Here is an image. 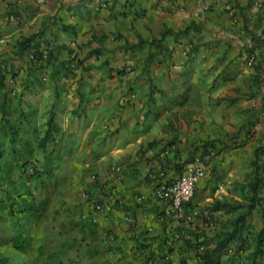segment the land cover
I'll list each match as a JSON object with an SVG mask.
<instances>
[{"label": "rangeland", "instance_id": "374dc122", "mask_svg": "<svg viewBox=\"0 0 264 264\" xmlns=\"http://www.w3.org/2000/svg\"><path fill=\"white\" fill-rule=\"evenodd\" d=\"M192 21L200 30L184 34ZM165 28L175 35L160 47H134ZM34 36L44 55L64 46L60 61H39L34 49L14 55L18 42ZM263 40L264 0H0V56L10 98L5 114L19 131L11 145L0 123V264L194 263L195 252L186 245L190 232L203 229L213 237L230 229L236 215L212 213L213 200L247 202L242 186L256 148L264 146V72L261 84L254 79ZM63 60H70V72ZM51 109L56 140L43 151L38 142ZM97 113L104 117L93 120ZM91 120L97 127L102 122L109 137L141 127L162 142L156 150L142 145L137 158L146 161H134L146 165L149 199L142 200L158 211L146 239L105 237L97 231L100 217L95 222L91 212L78 210L91 208L112 180L92 173L97 192L80 182L84 177L75 185L82 169L60 143L66 128L84 131ZM92 132L85 139L93 141ZM194 162L204 164L206 177L188 205L173 210L155 197L156 186ZM78 217L97 226H75ZM248 224L244 257L262 225L260 208ZM24 240L28 245L16 249ZM224 252L232 255L234 244Z\"/></svg>", "mask_w": 264, "mask_h": 264}, {"label": "crops", "instance_id": "0c3cea01", "mask_svg": "<svg viewBox=\"0 0 264 264\" xmlns=\"http://www.w3.org/2000/svg\"><path fill=\"white\" fill-rule=\"evenodd\" d=\"M91 117L93 120H98V118L101 119L104 116L97 113ZM71 119L73 120V118H68V125ZM90 123L91 126H88V124L83 126L86 128L84 131L80 130L78 126L66 128V131H68V133L65 132L67 133V137L65 140L62 138L60 143L63 146L65 144L69 146L68 158L70 163L75 165L76 168L80 167L82 169V176L74 179V181L77 180L75 185L78 183V180L84 177L80 182L86 181L87 186L97 192L96 185L92 184L93 182L89 177L92 173L104 176L103 178L105 179H112L105 185L104 193H101V198L98 199L99 201L100 199L105 201L106 209L103 213L99 214L100 219L97 224V231L98 233H103L105 237L113 234L117 239H123L130 243L136 237L139 238L138 236L146 239L150 235L145 231L152 225L151 219L158 211L152 204L148 207L146 205V200L149 199L148 191L150 190L149 183L143 182V177L145 176L143 170L146 169V165H142V163L137 164L134 161L137 159V152L140 147L154 141L155 137L149 138L150 136L147 135L148 130H144L141 127L133 131L132 129L122 130V132L109 137L108 135L106 136L108 132L101 128L102 122L100 123V127L94 126L95 123L92 120ZM115 127H111L110 131L115 130ZM92 131L94 134L90 139L93 141L85 139V135ZM114 164H123L128 167L125 176L121 180L117 179V181L112 173L109 174L107 172L108 167ZM166 181L168 182L169 180ZM97 195L99 197V194ZM144 197H146V200L143 201ZM122 198L126 202L124 206L117 203L118 200L123 201ZM84 207H80L78 210L81 212L84 209L87 213H92V207H88L87 204ZM74 224L81 227L97 226L88 221L87 218L86 220H82L79 217L78 220H75ZM95 230V228L88 229L91 233H97ZM89 235L91 236V234Z\"/></svg>", "mask_w": 264, "mask_h": 264}, {"label": "trees", "instance_id": "16d2710c", "mask_svg": "<svg viewBox=\"0 0 264 264\" xmlns=\"http://www.w3.org/2000/svg\"><path fill=\"white\" fill-rule=\"evenodd\" d=\"M192 29L200 30L195 21L191 22V25L187 27L183 33L186 34ZM175 35V32L172 28H165V30L161 33L158 38H149L143 39L141 38L138 44L134 45V47H142L144 45H148L151 49L158 45L159 47L162 45V42L167 36ZM36 36L33 38H27L21 42L16 44L14 49L15 56H21L28 49H34L35 57L39 59V61H46L48 63H54L60 61L59 59V49L64 46H59L56 50L52 48L47 50V54H43L40 50V43L36 41ZM254 39L257 42H261L258 36H254ZM264 41V40H263ZM157 43V44H156ZM133 47V46H132ZM164 48V47H163ZM253 52L254 49H251ZM152 56V52H150L149 57ZM263 56L264 62V52L261 53ZM45 57V59H44ZM155 56H152V59ZM262 61L257 64L256 72L257 74L254 76L256 82L261 84V78L258 76L260 73L264 72V63ZM65 71L70 72V60H63L60 62ZM6 73H7V63L2 60V56H0V92L3 93V101L0 104V120L1 127L3 131H6L9 141L11 145L15 143V141L19 138L18 129L10 124L5 110L7 105L9 104V92L6 84ZM54 106V105H53ZM21 115L24 117L23 112ZM55 113L54 110H50V116L46 123V129L44 135L38 142V148L43 151L46 150L48 143L51 141H55V133H54V124H55ZM162 144L161 141L156 140L147 143L146 149L156 150ZM211 145L210 141L205 142V147ZM163 148L161 147V150ZM196 150H199L196 148ZM209 152L204 151L203 156L208 155ZM140 154V151H139ZM137 162L146 161L143 160V156L139 155L137 158ZM195 160V157L192 156L187 162H192ZM245 197L246 204L236 202H228L220 199H214L212 205L210 206V211L212 213L216 212H224L227 214H236L235 217L231 220L230 229L223 231L222 233L215 234L213 237L208 235L203 229H197L193 232H190V239L186 240V245L195 252V261L194 263H190L189 260L182 259V264H242L243 260H250L251 264H264V198L261 196V193L264 189V146H259L256 148L254 152V158L251 160V172L249 175L248 182L242 186ZM197 190V189H196ZM196 192V191H195ZM195 195V194H194ZM193 199V198H192ZM187 203L186 205H188ZM185 205V206H186ZM260 208V217H261V228L255 234L252 239V247L250 253L244 257V254L248 250L246 247L247 244V235L246 232L249 228L248 220L252 213ZM193 237V238H192ZM22 243L28 245L29 241L24 240L22 242L16 243V249H22ZM234 244V252L228 258H226L224 251L228 249V247ZM201 248V250H200Z\"/></svg>", "mask_w": 264, "mask_h": 264}, {"label": "built area", "instance_id": "2783aa9c", "mask_svg": "<svg viewBox=\"0 0 264 264\" xmlns=\"http://www.w3.org/2000/svg\"><path fill=\"white\" fill-rule=\"evenodd\" d=\"M125 165L114 164L111 167L113 177L121 180L124 177ZM206 177V167L203 163L194 162L185 166L184 171L174 179L163 185L156 186L154 195L162 202H166L173 210H181L194 197L199 184ZM91 199V198H90ZM122 204V200L117 202ZM92 221L97 222L99 214L105 211V203L99 200H91Z\"/></svg>", "mask_w": 264, "mask_h": 264}]
</instances>
